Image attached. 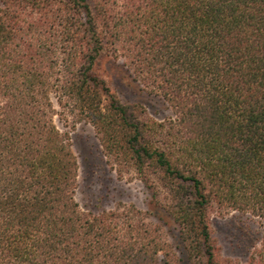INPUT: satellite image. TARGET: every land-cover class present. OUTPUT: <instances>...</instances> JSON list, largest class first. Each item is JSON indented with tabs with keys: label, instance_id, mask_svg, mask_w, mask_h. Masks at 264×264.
<instances>
[{
	"label": "trees",
	"instance_id": "16d2710c",
	"mask_svg": "<svg viewBox=\"0 0 264 264\" xmlns=\"http://www.w3.org/2000/svg\"><path fill=\"white\" fill-rule=\"evenodd\" d=\"M109 58L173 115L123 101ZM56 117L153 209H82ZM233 211L264 219V0H0V264H264V237L224 254L212 219Z\"/></svg>",
	"mask_w": 264,
	"mask_h": 264
},
{
	"label": "rangeland",
	"instance_id": "374dc122",
	"mask_svg": "<svg viewBox=\"0 0 264 264\" xmlns=\"http://www.w3.org/2000/svg\"><path fill=\"white\" fill-rule=\"evenodd\" d=\"M102 72L123 101L144 104L148 114L155 119L163 120L173 115L171 107L161 97L143 90L123 59L104 60ZM56 123L61 131H70L79 165L75 194L82 209L98 211L130 204L142 210L153 209L150 193L137 175L134 172L121 175L108 162L91 125L78 123L72 128L57 117ZM212 222L224 254L244 263L264 237V219L251 214L233 211L225 216L214 215ZM168 228H173L171 221ZM168 234L175 239L173 231Z\"/></svg>",
	"mask_w": 264,
	"mask_h": 264
}]
</instances>
